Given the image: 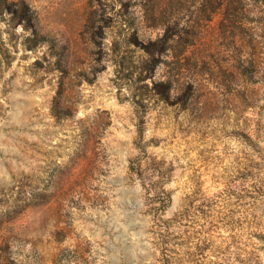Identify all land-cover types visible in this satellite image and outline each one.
<instances>
[{
  "label": "rangeland",
  "instance_id": "1",
  "mask_svg": "<svg viewBox=\"0 0 264 264\" xmlns=\"http://www.w3.org/2000/svg\"><path fill=\"white\" fill-rule=\"evenodd\" d=\"M9 1L24 6L0 10V264H264V200L247 198L264 80H236L248 33L219 29L218 1ZM131 161L166 176L161 214Z\"/></svg>",
  "mask_w": 264,
  "mask_h": 264
},
{
  "label": "trees",
  "instance_id": "2",
  "mask_svg": "<svg viewBox=\"0 0 264 264\" xmlns=\"http://www.w3.org/2000/svg\"><path fill=\"white\" fill-rule=\"evenodd\" d=\"M216 6H214V12L220 13L222 19L219 23V29L223 32H229L234 42L240 44L244 40L243 33H248V40L246 47L249 49L247 54L238 53L233 58L234 74H236V80H239L244 73L249 74L250 85H254L264 80V0H217ZM19 6L23 7L24 2H11L9 0H0V10L11 11V7ZM14 14L17 10H12ZM156 42L161 46L158 49L157 54L162 56L169 49L167 38H160ZM177 42V41H176ZM259 49V50H257ZM175 60L179 63L183 62L179 56L175 57ZM182 66V64L180 65ZM231 67V68H232ZM230 68V69H231ZM160 85H165L167 90L165 93L169 94L172 87L169 80L160 82ZM263 107V106H262ZM261 107V108H262ZM247 108H256V104L253 100L248 102ZM253 121V120H252ZM256 128H251L250 134L247 139L253 155H259L261 162H255L253 156L250 158V165L248 170V176L250 178L249 188L247 192L249 196V205L251 208L255 207L258 202L264 200V148L258 147L260 144L262 133L264 134V127L261 125V121L257 120ZM143 119H139L137 122V135L134 144L137 148L143 149V133H144ZM264 143V140H262ZM130 173L139 179L140 185L147 195L152 194L154 196H147L150 201V205L157 216L161 214L168 206L169 197L162 189L153 191V187L157 184H163L166 181L164 174L159 173L160 170L154 168V172L150 174L141 169L139 161H131L129 165ZM156 173V174H154ZM153 175L158 179L157 183H153ZM148 180V182H146ZM165 243V241H163ZM161 264H169L167 258L161 260Z\"/></svg>",
  "mask_w": 264,
  "mask_h": 264
}]
</instances>
